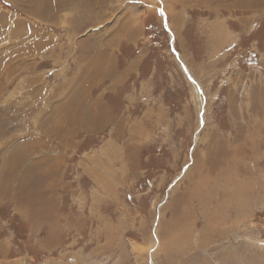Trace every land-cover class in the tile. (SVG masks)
<instances>
[{"label":"rangeland","instance_id":"rangeland-1","mask_svg":"<svg viewBox=\"0 0 264 264\" xmlns=\"http://www.w3.org/2000/svg\"><path fill=\"white\" fill-rule=\"evenodd\" d=\"M248 1L0 0V264H264Z\"/></svg>","mask_w":264,"mask_h":264},{"label":"bare ground","instance_id":"bare-ground-1","mask_svg":"<svg viewBox=\"0 0 264 264\" xmlns=\"http://www.w3.org/2000/svg\"><path fill=\"white\" fill-rule=\"evenodd\" d=\"M260 1H264V0H249L247 3H246V5L249 7V8H253V7H258L259 5H257ZM242 3V2H241ZM40 6H42L41 8H40V10H42V11H40L39 10V12H40V14H41V16H42V18L44 17V18H47L48 16H49V13L48 12H46L47 11V8L46 7H44V4H39ZM245 7V6H244ZM38 9H39V7H38ZM135 24H137L136 23V21H135ZM33 32V31H32ZM22 34V37H23V39H24V41L25 42H27V34H25V33H22V30H18L17 31V35L18 36H20ZM114 39V38H113ZM255 144V143H254ZM254 150H255V148H254ZM203 169V168H202ZM239 169V168H238ZM210 173V172H209ZM248 227H249V225H248ZM250 228H252V227H250Z\"/></svg>","mask_w":264,"mask_h":264}]
</instances>
